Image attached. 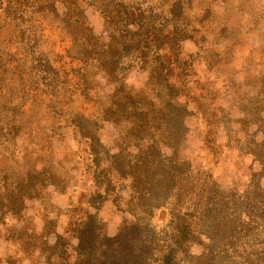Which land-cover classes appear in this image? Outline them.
Segmentation results:
<instances>
[{
  "label": "rangeland",
  "instance_id": "1",
  "mask_svg": "<svg viewBox=\"0 0 264 264\" xmlns=\"http://www.w3.org/2000/svg\"><path fill=\"white\" fill-rule=\"evenodd\" d=\"M95 3L0 4V264H144L176 171L218 192L187 264H264V0Z\"/></svg>",
  "mask_w": 264,
  "mask_h": 264
},
{
  "label": "trees",
  "instance_id": "2",
  "mask_svg": "<svg viewBox=\"0 0 264 264\" xmlns=\"http://www.w3.org/2000/svg\"><path fill=\"white\" fill-rule=\"evenodd\" d=\"M41 0H35L34 3H39ZM52 4L50 8L58 3L61 4H86L87 6H94L98 0H50ZM105 0H100L101 6ZM113 1V0H111ZM32 0H0V4L6 6V11L9 9L19 11L22 14L26 12V8ZM43 4H38L34 7H41ZM121 9L118 15L124 16V26L128 27V24L137 28L138 31L146 33L150 29H153V33H149L151 38H154L155 44L159 41L163 45H167L168 50L172 54L181 53L178 46L174 44V34L171 37H167L162 34L163 27H155L151 24V17L153 15L152 10L142 11L141 9H132L130 6L115 5ZM114 13V12H113ZM116 15V13H114ZM105 16V15H104ZM121 21V24L122 22ZM116 23H120L118 16L116 15ZM147 34V33H146ZM177 35V34H176ZM179 69L183 68L184 73L189 76L192 70L187 62H180V59L176 61ZM202 111V109H200ZM206 111H203V116L206 115ZM209 124V136L216 131L215 123ZM172 184V196L169 206V223L164 229L162 236L160 237L161 245L158 246V250L153 253H147L144 264H187L188 249L193 246H197L201 243V238L197 235L198 221L202 218L203 214L212 206L214 199L217 197L216 186L211 182L208 175L198 174L193 176L191 173L176 171L171 175ZM264 198V195H263ZM141 255L137 257V260L141 259Z\"/></svg>",
  "mask_w": 264,
  "mask_h": 264
}]
</instances>
